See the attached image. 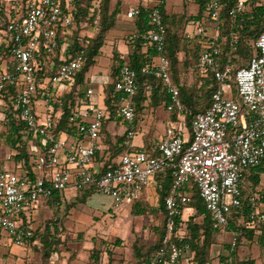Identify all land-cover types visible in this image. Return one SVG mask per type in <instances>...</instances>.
<instances>
[{
    "label": "built area",
    "instance_id": "1",
    "mask_svg": "<svg viewBox=\"0 0 264 264\" xmlns=\"http://www.w3.org/2000/svg\"><path fill=\"white\" fill-rule=\"evenodd\" d=\"M3 1L6 15L2 17L0 30V99L6 95L12 98L14 108L25 123L27 140L35 144L37 138H41V144L33 146L36 156L30 172L21 171L22 162L15 161L12 154L6 157L12 164L6 161L0 164V230L9 234L13 244L25 245L33 235V228L23 225L21 214L37 207L40 200L52 197L55 192L70 186L77 190L93 186L97 192L110 196L118 209L140 197L149 184H157L156 177L170 169L173 184L164 197L166 233L149 264H192L191 246L181 237H173L176 218L188 211L191 201L184 187L194 184L198 188L213 226L224 228L232 212L244 204V173L264 158V29L255 42L258 52L247 64L234 70L230 57L222 61V25L236 26L247 12L245 0L235 1L227 17L222 13L224 5L220 0H206L204 19L193 20L195 30L186 31L190 39H204L198 66L201 74L211 73L215 82L211 104L195 115L190 132L183 122L180 91L170 73L162 12L155 5L144 6L152 26L145 39L157 56L153 65L142 68V73L162 80L169 95L166 109L177 113L178 120L169 122L163 138L150 149L132 146L135 130L130 127L125 144L131 149L104 172L92 164L96 141L107 116L105 109L93 100L94 88H87V100L70 116L69 123L76 125L78 137L57 131L63 106L59 98L73 87L83 67V53L68 59L63 55L64 61L57 73L46 77L42 84L46 87L50 84L52 88L41 96L37 90V66L41 60L49 61L57 47V26L70 27L76 10L69 2L63 5L60 0ZM143 10L139 6L132 7L127 16L135 18ZM118 76L114 93L120 102L114 118L132 125L136 118L133 96L138 91L137 71L125 63ZM230 83L236 88L235 96ZM41 103L45 108L43 118L38 110ZM246 202L249 207L246 224L264 231V210L260 208L258 195L249 193ZM231 234L234 249L238 233Z\"/></svg>",
    "mask_w": 264,
    "mask_h": 264
},
{
    "label": "trees",
    "instance_id": "2",
    "mask_svg": "<svg viewBox=\"0 0 264 264\" xmlns=\"http://www.w3.org/2000/svg\"><path fill=\"white\" fill-rule=\"evenodd\" d=\"M63 5L67 0H60ZM198 4V12L195 15H187L186 13L167 12L163 1L158 2L157 6L163 15L167 31L166 55L170 60V73L172 81L180 91V96L184 104L183 122L188 130L191 131V123L195 115L205 111L211 104L212 92L215 87V82L211 73L203 75L198 66L199 53L203 47L204 39L196 37L190 39L186 35V26L193 20H203L205 17L206 0H195ZM223 5V15L227 17L229 8L237 0H220ZM246 14L240 19L235 27H230L228 23L222 25V45L223 54L222 61L226 62L228 57L231 58L234 70L238 66L247 64L249 58L258 52L256 40L264 29V0H245ZM70 5L76 10L74 22L70 27L57 26L58 39L55 51L50 55L48 62L41 60L37 66V90L39 95L51 89V85L46 87L42 84L46 77L57 73L60 64L64 61L63 55L66 58H72L79 53H83V67L76 75L73 87L67 93L60 96L63 102L62 112L59 118L57 127L58 132H63L70 137L77 136V127L73 123H69L70 116L84 103L87 86L84 83L85 74L89 68L97 62V57L102 52L103 45L107 42L108 33L114 28L116 23V15L119 13L118 2L116 7L110 10V0H99V4L93 0H72ZM144 9V6H139ZM5 2L0 0V30L3 27L2 17H5ZM87 23L96 29V35H81V27ZM135 33L129 35L127 39L128 50L126 54L119 51L113 52L111 60L110 78L104 85V109L107 113L106 118L102 122L101 132L106 128V125L111 120H114V112L118 105L119 96L114 93L115 83L118 80L120 67L128 63L134 70L137 71L138 91L133 96V104L136 112L135 121L141 113H144L147 108L156 107L158 105L169 102V95L166 93L163 82L152 74L142 73V68L146 65H153L156 60L157 53L145 39V34L151 29V24L147 19V14L143 10L141 14L135 17ZM70 32V33H69ZM236 42V43H233ZM6 55V53H4ZM196 79L191 82L186 81V76L193 72ZM231 84V91L236 95V88ZM5 106V117L3 123L6 125L4 140L7 146L15 150L14 157L22 162L21 171L32 170V165L35 160V152L33 146L41 144V138H37L35 144L30 143L26 138V126L24 121L19 117L18 111L14 108L12 98L8 95L2 98ZM173 118L177 120V113H173ZM121 119V118H120ZM134 121V122H135ZM125 135L112 142L106 139L108 147L104 149L103 155L100 156L101 149L96 150L94 159L98 160L100 172L115 165L114 158L129 151L131 148L124 142ZM150 149L151 146L145 147ZM100 156V157H99ZM264 172V158L261 163L250 170L249 178L251 188L256 192L257 185L260 183V174ZM245 174V173H244ZM156 194L158 205L150 207L146 198L145 190L141 196L135 199L131 204L132 209L136 214L150 213L161 219V223L154 226L157 238L154 242L143 245H133V261H123L120 264H149L154 252L160 247L162 237L166 233V217L167 211L165 207L164 197L169 193L173 184V175L170 169L156 177ZM184 192H187L191 201L188 203V214L186 217L178 216L176 218V229L174 238L179 237L191 246L192 264H210L213 258H218L220 264H255L252 258H243L239 253V246L247 240L248 245L257 244L264 247V231H258L246 224L248 218L249 207L246 205L247 190H243V206L232 212L229 223L224 228H215L213 220L207 209L205 201L200 196L198 188L194 184H188L184 187ZM97 192L93 186H86L77 190L75 200L87 202L88 199ZM259 202L264 201V194L258 193ZM62 192H55L50 198L45 200L44 204L54 202L60 206L62 204ZM70 203L68 205H72ZM39 211V205L29 210L30 218L24 213L22 215V223L28 227L31 226L34 219V213ZM58 218L55 220L50 218L44 225V228L33 230V235L28 239L25 246L31 247L36 253L34 264H51L52 254L60 252L62 240L60 237ZM237 231V240L234 249L229 244L223 245L226 251L217 248L214 253V246L218 243L220 232ZM116 245H94L91 248L90 258L93 264L100 262L103 253H107L108 264H116L115 247L119 246L120 240L117 239ZM38 258V259H37ZM123 261V262H122ZM33 263V261H23V264ZM97 262V263H94Z\"/></svg>",
    "mask_w": 264,
    "mask_h": 264
},
{
    "label": "rangeland",
    "instance_id": "3",
    "mask_svg": "<svg viewBox=\"0 0 264 264\" xmlns=\"http://www.w3.org/2000/svg\"><path fill=\"white\" fill-rule=\"evenodd\" d=\"M117 1L118 0H111L112 8ZM119 1L120 11L116 15V24L108 33L107 42L103 45L102 52L97 57V62L92 65L85 74L84 83L86 86L90 85L95 89H99L102 82L107 83V80L110 78V63L115 45H118V43L120 45L121 43H126L128 36L134 35L129 32L134 27V18H129L127 16L128 9L143 0ZM93 2L97 5L99 4V0H93ZM167 3L169 6H175V8H177L181 5L182 0H167ZM8 4L9 2H7V5ZM247 9H249L248 5ZM7 16L10 18L9 12H7ZM191 29L194 31L195 26H192ZM80 34L96 35V29H94L90 23H87L81 27ZM114 40L117 43L114 42ZM193 79H196L194 71L186 76L187 82H191ZM4 110V102L0 99V154H4L6 151H12V149L9 150L10 148H8L9 146H7L4 140V133L6 131V125L3 123L5 117ZM144 113L140 114L138 125L135 126L137 132L135 142L138 143L141 141L142 133L140 130L144 125L149 128L147 130L143 128L142 132L148 131V133H150V138L162 139L166 133V117L168 113L163 107L157 108L153 113L155 117H153L152 114L150 116H143ZM44 116L45 114H43V117ZM76 194L77 188L70 186L62 191V204L60 206L52 201L49 202L48 205H45V200H40L39 211L37 214L36 212L33 214L34 219L31 224L33 230L44 228L45 223L50 218L54 220L58 218L57 222L60 227L59 235L62 240L60 245H74L76 248L71 260H64L58 264H93L90 258V248L85 249L83 245H105L104 243L107 242L109 243L107 245H116L115 241L117 239L120 240V244L115 251L117 255L115 257L116 264H120L121 260L130 262L134 259V244L148 245L156 240L157 235L153 227L161 223L160 218L153 216L149 212L136 214L130 203L123 204L121 208L116 209L113 206L112 198L99 192H95L88 202L75 200ZM147 197L148 205L150 207H157L158 200L155 192L152 191ZM70 203L73 204L68 205ZM24 214L30 218L29 211H25ZM187 214L188 211L185 210L183 216L186 217ZM17 222L21 224L20 218L17 219ZM231 236V231L220 232L218 243L214 246V253H216L217 248H221L225 252L226 249L223 245L231 242ZM22 247H25V245H22ZM238 249L241 257L252 258L255 264H264V247H261L258 243L248 245L246 240ZM8 250L11 251L10 254L4 255V252ZM18 250H20V246L12 244L9 234L4 230H0V264H15V260L16 264H20L22 260L18 261V257L14 256V253L18 252ZM28 253L29 255L22 256V259L25 260V262L33 261V263L30 262L28 264H34L36 253L33 250L28 251ZM70 253L71 252H68L67 255H70ZM18 254H20V251ZM97 264H108L107 253L102 254L100 262ZM210 264H220L219 259L216 257L213 258Z\"/></svg>",
    "mask_w": 264,
    "mask_h": 264
},
{
    "label": "crops",
    "instance_id": "4",
    "mask_svg": "<svg viewBox=\"0 0 264 264\" xmlns=\"http://www.w3.org/2000/svg\"><path fill=\"white\" fill-rule=\"evenodd\" d=\"M71 1L72 0H67V2H69V3ZM160 1H163L164 2L165 9L169 13L170 12H179V13H183L184 12L187 15H195L198 12V9H199L198 8V4L196 3L195 0H182L181 5H179L177 8H175V6H169L168 3H167V0H147V1H144L143 0L142 2H139L138 4L133 5L132 7H135V6H149L150 7V6L156 5ZM117 2H118V9L120 10V1L118 0ZM115 7H116V4L112 8V6H111V0H110V10L114 9ZM131 8H129L128 11ZM134 20H135V18H134ZM192 26L194 27V25L190 22L186 26V31H192V29H191ZM129 32L130 33H135V23H134L133 29H131V31H129ZM114 42H116V41L114 40ZM127 50H128V46L124 42L123 44L121 43V45L119 43H118V45H115V47L113 49V52L114 51H119L122 54H126ZM105 84H106V82L105 83L102 82V85H101V87L99 89H95L94 87H92L90 85H87V88L88 87H92V88H94L96 90V93H95V95L93 97V100H94L95 103H97L102 108H104V99H103L104 93H103V90H104V85ZM38 107H39L38 108L39 113H40L41 117L43 118V114H45V111H44L45 108H44L43 103L39 104ZM158 107H163L164 110L168 113V116L166 117V128H167L169 122L172 121V120H175V119L173 118L172 113H170L169 111H167V109H166V107H165L164 104H161V105H158V106L152 107V108H147L145 110V113L143 114V116H150L152 114V116L155 117L153 113L157 110ZM139 119H140V116H139V118L132 125H130L128 122H126V121H124L123 119H120V118H115L114 120H111L110 122H108L107 125H106V128L100 133V137H99L98 141H96L97 150L98 149H101L100 156L103 155L104 149L108 147V144L105 142L106 139H110L112 142H115L116 139H118L121 136L125 135V140H124V142H125L126 139H127L126 131L130 127L135 130V135L131 138L132 146H134V147H147L149 145L151 147L154 146L160 140V138L159 139L158 138L157 139H153V138H150V136H149L150 133H148V131L147 132H142V129L143 128L145 130H147L149 128V127H146L145 125L140 130L141 133H142V139H141V141L138 142V143L135 142V136L137 135L136 127L135 126L138 125L137 123H138V120ZM177 120H178V117H177ZM8 148H10L9 150L12 149L11 147H8ZM12 151H14V152H12ZM12 151H10V152H7L6 151L4 154H0V164H2L4 161H6L7 163L10 162V164L13 163L11 160L9 161V160L6 159L7 155H9V154L14 155L15 154V150L12 149ZM119 157L120 156L114 158L113 161L114 162L115 161H118L119 160ZM15 161H20V160H18V159L15 158ZM92 164L95 167H99L100 166L99 161L98 160H95V159H94V161H93ZM249 174H250V171H247L243 175V179H244V182H245V189H250V190H247L246 195H248L249 193H256L250 187L251 186V182H249L250 181V178L248 177ZM152 191H154L155 194H156V183L155 182L149 184L146 187V189H145V194H146L147 200H148V197L147 196L150 195V193ZM256 191H258V193L264 194V172L260 174V183H259V185H257ZM156 196H157V194H156ZM259 203H260L259 204L260 205V208L264 210V201H260ZM8 246H12V245H8ZM83 246H84L85 249H89L90 248V250H91L92 247H94V245H83ZM116 248H118V246L115 247V251H116ZM75 249L76 248L74 247V245L62 246L60 252H56V253L52 254V257H51L52 262H51V264H58L59 262H62L64 260H71V257L74 256ZM19 251H20V254H18ZM28 251H32L31 247H29V246H25V247L20 246V250H18V252L14 253V256L15 257H18L17 258V259H19L18 261L22 260V262L20 264H23V261H24L22 259V256L29 255ZM10 252H11L10 250L6 251V252H4V255L10 254ZM68 252H71L70 255H67ZM15 264H16V260H15Z\"/></svg>",
    "mask_w": 264,
    "mask_h": 264
}]
</instances>
